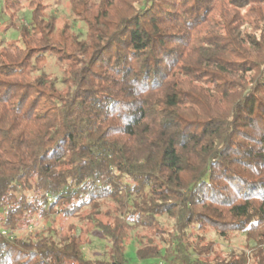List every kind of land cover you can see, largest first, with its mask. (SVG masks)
I'll return each instance as SVG.
<instances>
[{
    "label": "trees",
    "instance_id": "trees-1",
    "mask_svg": "<svg viewBox=\"0 0 264 264\" xmlns=\"http://www.w3.org/2000/svg\"><path fill=\"white\" fill-rule=\"evenodd\" d=\"M3 1L30 14L24 49L0 42V264H126L129 233L159 237L161 217L169 239L137 237L138 260L264 264V0H68L77 33L42 0ZM51 214L90 222L109 258L74 225L14 234Z\"/></svg>",
    "mask_w": 264,
    "mask_h": 264
},
{
    "label": "rangeland",
    "instance_id": "rangeland-1",
    "mask_svg": "<svg viewBox=\"0 0 264 264\" xmlns=\"http://www.w3.org/2000/svg\"><path fill=\"white\" fill-rule=\"evenodd\" d=\"M43 15L45 18L52 16L56 19V27H62L66 21L72 22V31L77 33L84 29L82 24L78 21L73 20L72 15L69 11L68 0H42ZM30 8L24 6L22 9L7 10L4 8V1L0 0V42L6 44L18 45L19 48L24 49L21 38L19 36V30L22 26H26L29 30L27 21L29 19ZM66 68V64L57 61L55 58L48 56L47 61L44 64V72L50 80L58 81L63 75V71ZM88 208L85 209L82 214L88 212ZM111 211L113 213V204L110 202L104 203L101 208V214L98 216L103 222L107 221L106 212ZM159 221L163 223V230L166 232L159 237H154L153 233L138 228L129 233L128 239L125 244V258L126 264H147L148 261L138 260L135 255L136 249V238L139 236H145L146 238H152L156 242L160 239L167 241L169 237L167 233L171 231L172 222L166 217L159 218ZM74 225L76 232L81 236L83 242V253L88 259H108V248L109 242L97 232L93 225L86 221L80 222L74 218H64L61 215L51 214L47 218H41L36 216L31 220L29 226L21 225L14 234L17 238L27 239L35 238L37 235H51L58 237L62 233H67L69 227ZM0 229L3 232H7L6 228L3 227L2 219L0 216ZM199 234V231H194ZM192 239V237H191ZM189 239V240H191ZM204 242L213 241L216 243V247L220 249L224 255H227L231 250H243L245 248V237L241 233H231L227 238H219L215 233L206 231L204 235Z\"/></svg>",
    "mask_w": 264,
    "mask_h": 264
}]
</instances>
